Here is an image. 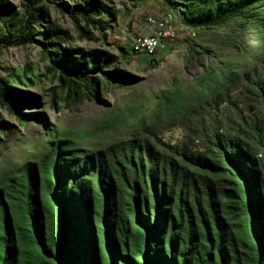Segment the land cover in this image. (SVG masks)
<instances>
[{
  "label": "trees",
  "instance_id": "16d2710c",
  "mask_svg": "<svg viewBox=\"0 0 264 264\" xmlns=\"http://www.w3.org/2000/svg\"><path fill=\"white\" fill-rule=\"evenodd\" d=\"M162 2L199 33L236 19L264 25V0ZM53 7L73 27L53 18ZM118 12L104 0H20L19 7L0 0V49L43 39L47 69L63 92L54 90V98L77 106L99 99V86L136 80L112 50L74 43L106 39ZM250 70L241 73L253 95L248 101L230 93L239 75L233 71L206 93L215 109L210 129L188 135L202 139L203 149L166 143L154 129L152 140L138 137L142 122L102 148L48 132L42 151L0 185V264H264V77L254 71L252 79ZM28 77L0 76V107L22 125L44 117L25 111L40 103L22 87ZM171 95L169 117L182 100ZM11 127L0 113V142Z\"/></svg>",
  "mask_w": 264,
  "mask_h": 264
},
{
  "label": "rangeland",
  "instance_id": "374dc122",
  "mask_svg": "<svg viewBox=\"0 0 264 264\" xmlns=\"http://www.w3.org/2000/svg\"><path fill=\"white\" fill-rule=\"evenodd\" d=\"M11 1L20 6V0ZM104 1L119 9L107 38L98 41L78 39L74 43L84 47H105L118 54L120 67L136 76L133 84L99 86V99L83 100L72 106L62 98H54L55 91L61 94V87L47 69L49 61L41 51L43 39L0 49V76L28 73L27 84L22 87L36 94L40 103L25 106V111L42 112L44 116L22 125L0 107V113L12 124L11 129L1 135L0 185L14 167L42 151L45 136L48 132L54 133V129L65 139L102 148L126 138L142 122L145 129L138 137L147 134L152 140L150 130L154 129L166 143L186 140L193 149H203L202 139L191 140L188 135L201 136L210 129L208 112L214 113L215 109L211 108L206 93L213 86L222 85L224 78L233 71L239 75L230 84L229 91L241 101H248L253 95L246 90L242 70L251 67L250 78L254 79V71L264 77V25L243 24L236 19L199 33L185 29L176 21L173 25L177 29L176 38L169 41L167 48L159 47L155 55L158 61L150 63L149 56L133 54L130 39L145 26L147 14L160 17L169 12L168 7L162 0ZM51 15L63 26L73 27L69 17L54 7ZM191 44L197 51H192ZM171 91H177L182 100L179 111L169 117ZM224 112H218V115L225 125Z\"/></svg>",
  "mask_w": 264,
  "mask_h": 264
},
{
  "label": "built area",
  "instance_id": "2783aa9c",
  "mask_svg": "<svg viewBox=\"0 0 264 264\" xmlns=\"http://www.w3.org/2000/svg\"><path fill=\"white\" fill-rule=\"evenodd\" d=\"M145 17V26L132 35L130 46L133 52L150 57L157 54L159 47L167 48L166 40L176 38L177 29L173 25L178 19L170 11L160 17L152 14Z\"/></svg>",
  "mask_w": 264,
  "mask_h": 264
}]
</instances>
